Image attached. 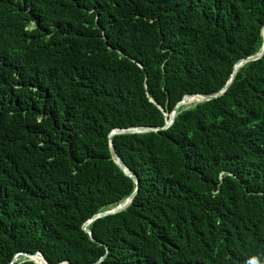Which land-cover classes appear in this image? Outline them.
<instances>
[{
  "label": "trees",
  "instance_id": "1",
  "mask_svg": "<svg viewBox=\"0 0 264 264\" xmlns=\"http://www.w3.org/2000/svg\"><path fill=\"white\" fill-rule=\"evenodd\" d=\"M263 26L264 0H0V264H264V56L112 136L138 191L82 230L135 189L110 131L216 94Z\"/></svg>",
  "mask_w": 264,
  "mask_h": 264
},
{
  "label": "water",
  "instance_id": "2",
  "mask_svg": "<svg viewBox=\"0 0 264 264\" xmlns=\"http://www.w3.org/2000/svg\"><path fill=\"white\" fill-rule=\"evenodd\" d=\"M263 31H264V26L261 28V31H260L261 36H262V41H263L260 51L257 52L256 54L252 55V56H249L247 58L241 59L238 62H236L234 64V66H233V71H232V73L230 75L229 80L226 82V84L223 86V88L220 91H218L216 94H214V95L187 94V95H185L181 99V101L178 102L175 105V107L170 112V114L164 113L166 119H165V124L162 127L140 126V127H133V128H116V129H113L112 131H110V133L108 134V139H109V148L111 149V152L113 153V161L115 162V164L122 170V172L127 177H129L131 180H133L135 182V189L132 192V194H130L124 200L119 202L116 206H114L110 210L99 212V213L93 215L92 217H90L82 225V230L85 231L88 234V236L90 237V239L92 241H95V239L93 238L91 231L88 229V225L91 224L92 222H94L97 219H100V218H103V217H107V216H110V215H114V214H117V213L125 210L131 204L134 196L136 195V193L138 191V186H139V181H137L135 179L133 174L124 165V163L122 162V160L120 159L118 154L115 152L114 147H113L112 136L120 135V134H141V133H146V132H149V131H151V132H159V131H162V130H166L173 124L175 116L177 114V110L180 107L186 105V102L189 99H191L193 97H196V98H198L196 103H199V102H203V101H210L212 99H215V98L221 96L230 87V85L232 84V82H233V80L235 78L236 72L238 71V69L240 67H242L244 64H246L248 62L259 60V59H261L264 56V36L262 35ZM18 256H22V257H24V258L28 259L29 261H32V262H34L36 264H48L41 252H36L34 254H30V253H26V252H19V253H17L15 255L12 263L17 261ZM35 258H39L40 261L35 260ZM103 258H104V256L101 259H103ZM98 262H95V263H92V264H97ZM59 264H71V263L65 261V262H60Z\"/></svg>",
  "mask_w": 264,
  "mask_h": 264
},
{
  "label": "bare ground",
  "instance_id": "3",
  "mask_svg": "<svg viewBox=\"0 0 264 264\" xmlns=\"http://www.w3.org/2000/svg\"><path fill=\"white\" fill-rule=\"evenodd\" d=\"M262 35L264 36V31L262 32ZM196 98V97H195ZM198 98H196L192 103L196 102ZM36 259V258H35ZM40 260V259H39Z\"/></svg>",
  "mask_w": 264,
  "mask_h": 264
},
{
  "label": "rangeland",
  "instance_id": "4",
  "mask_svg": "<svg viewBox=\"0 0 264 264\" xmlns=\"http://www.w3.org/2000/svg\"><path fill=\"white\" fill-rule=\"evenodd\" d=\"M195 103H196V102H194V103H191V104H189V106H190V105H192V104H195ZM187 106H188V105H187Z\"/></svg>",
  "mask_w": 264,
  "mask_h": 264
}]
</instances>
